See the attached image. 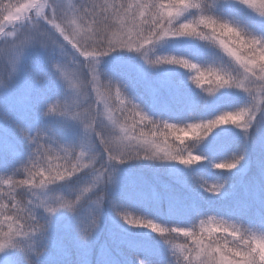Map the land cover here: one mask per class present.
<instances>
[{"label": "snow or ice", "instance_id": "snow-or-ice-1", "mask_svg": "<svg viewBox=\"0 0 264 264\" xmlns=\"http://www.w3.org/2000/svg\"><path fill=\"white\" fill-rule=\"evenodd\" d=\"M0 264H264V0H0Z\"/></svg>", "mask_w": 264, "mask_h": 264}, {"label": "rangeland", "instance_id": "rangeland-1", "mask_svg": "<svg viewBox=\"0 0 264 264\" xmlns=\"http://www.w3.org/2000/svg\"><path fill=\"white\" fill-rule=\"evenodd\" d=\"M18 95H19V93H18ZM255 171H256V169L253 168L252 171L249 173V175L251 176V175L255 174ZM143 175L148 176V177H151L152 173L146 171V172L143 173ZM181 193H182V190H180V194H181ZM236 194H237L238 196H242V195H243V191H242L241 188H239V186L237 187ZM61 235H62V234H61ZM64 245H65L66 247L70 248V242H69L66 238L64 239ZM121 251L124 253V256L129 257V258H130L131 255L133 254V253L130 252L127 248H122ZM53 256H54V258H59V257L57 256L55 250L53 251ZM72 258L75 259V253H74V251H73V254H72ZM93 258H95V257H93Z\"/></svg>", "mask_w": 264, "mask_h": 264}, {"label": "trees", "instance_id": "trees-1", "mask_svg": "<svg viewBox=\"0 0 264 264\" xmlns=\"http://www.w3.org/2000/svg\"><path fill=\"white\" fill-rule=\"evenodd\" d=\"M181 194H182V195L184 194V193H183V190H182V193H181Z\"/></svg>", "mask_w": 264, "mask_h": 264}]
</instances>
